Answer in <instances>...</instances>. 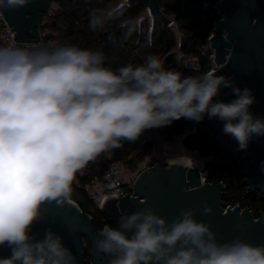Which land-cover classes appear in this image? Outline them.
Here are the masks:
<instances>
[{"label":"clouds","instance_id":"clouds-1","mask_svg":"<svg viewBox=\"0 0 264 264\" xmlns=\"http://www.w3.org/2000/svg\"><path fill=\"white\" fill-rule=\"evenodd\" d=\"M28 3L0 0V15ZM101 22L94 17L91 26ZM107 65L102 51L75 45L0 47V247L11 250L0 264H76L59 234L47 228L38 238L33 226L46 203L69 199L78 172L121 141L205 116L223 122L239 151L264 136V117L250 111L252 90L232 78L183 76L155 55L142 65ZM224 88L235 98L216 100ZM191 158L186 153L167 163L183 166ZM118 225L105 224L95 241L108 264H264V244L239 237L218 242L192 209L169 222L145 208L122 213Z\"/></svg>","mask_w":264,"mask_h":264},{"label":"water","instance_id":"water-1","mask_svg":"<svg viewBox=\"0 0 264 264\" xmlns=\"http://www.w3.org/2000/svg\"><path fill=\"white\" fill-rule=\"evenodd\" d=\"M56 1L29 0L26 7L3 11L15 34L16 46L40 39V28ZM142 1L153 16L170 22V16L158 0ZM215 9L217 17L212 23L215 35L210 37V46L214 49L217 67L212 73L234 79L240 88L251 89L255 103L250 111L264 117V0H219ZM234 98L231 90L224 88L215 99L229 102ZM204 119L216 132L222 149L238 163L247 192L264 194V172L260 170L264 162V136L254 137L246 151H239L237 142L223 133V122L207 116ZM156 150L160 151L158 147ZM134 181L133 194L108 197L102 204L101 210L110 219L111 227H119L122 213L150 208L171 222L181 210L192 209L195 219L206 222L217 234L218 242L239 237L253 245L264 244V212L256 215L248 206L226 204L225 183L208 181L198 166H172L159 161L142 170ZM206 207L212 212L206 214ZM42 213L43 219L33 226L34 235L43 238L44 231L51 228L76 256V264H108L107 256L99 253L95 244L98 231L106 223H95L70 198L63 204L46 203ZM10 252L7 246L0 247V258L8 257Z\"/></svg>","mask_w":264,"mask_h":264},{"label":"trees","instance_id":"trees-1","mask_svg":"<svg viewBox=\"0 0 264 264\" xmlns=\"http://www.w3.org/2000/svg\"><path fill=\"white\" fill-rule=\"evenodd\" d=\"M158 1L175 20L179 39L168 23L156 15H148V6L142 0H57L55 14L43 25L45 38L53 40V47L75 45L102 51L108 58L107 66L112 68L142 65L149 55L165 58L166 63L175 58L174 49L178 46L183 56H196L201 60L203 72L210 70L212 57L210 52H202V45L213 30L214 5L205 6L199 0ZM94 17L102 21L95 28L91 26ZM159 128L165 140L172 141L179 136L187 149L199 153L204 159L207 180L225 183L226 204L248 206L256 215L264 212V194L247 192L238 163L222 149L216 132L207 126L205 119L197 123L181 118ZM155 150V143L142 134L135 142L121 141L120 146L108 149V162L122 161L129 169H135ZM97 158L76 174L69 198L84 212H89L95 223L108 224V216L84 189L85 184L96 177ZM156 162L153 158L152 163ZM108 259L107 256V263Z\"/></svg>","mask_w":264,"mask_h":264},{"label":"built area","instance_id":"built-area-1","mask_svg":"<svg viewBox=\"0 0 264 264\" xmlns=\"http://www.w3.org/2000/svg\"><path fill=\"white\" fill-rule=\"evenodd\" d=\"M57 8L58 3L56 1L52 4L49 11L47 12L43 25L49 17L55 14ZM147 13L150 17H153V15L149 11H147ZM170 19L171 20L168 24L173 28L174 31H177L178 26L175 20L171 16ZM43 25L40 28V39L38 41L24 42L22 46H53V40H46L45 38V31L43 30ZM212 35H215V32L213 30H211L207 34L205 41L202 45V52L204 54L210 52L212 57V66L210 70H208L207 72H203L201 60L196 56H183L178 46H176L174 49L176 52L175 58L173 60L167 61L165 63V67L175 69L181 72L183 76L203 75L205 73L212 72L217 67L214 61V49L212 48V46H210V37ZM14 36L15 34L14 32H12L9 23L6 21L3 14L0 15V47L9 45L16 46V40L14 39ZM143 134L146 138L152 140L155 143L156 148L158 147L160 151L156 153L158 155H146L144 159L146 163L141 166H138L135 169H129L126 164L122 161L108 162V150L98 156L96 161V177L92 182L86 183L84 189L94 199V202L99 209H102L101 206L108 197L115 196L117 198H122L125 195L133 194V187L135 183L134 180L138 176V174L142 170H147L148 167H151L153 165L152 161L155 156H159L161 153L166 154L163 145L166 144L167 140H165V138L162 136L160 129H148L145 130ZM172 142L178 145L180 143L179 136H175L174 140H172L171 143ZM183 149L184 151H187V148L184 145ZM164 161L167 162L168 158L166 157ZM129 188H131L132 191H129ZM86 213H88L92 217L89 212Z\"/></svg>","mask_w":264,"mask_h":264},{"label":"rangeland","instance_id":"rangeland-1","mask_svg":"<svg viewBox=\"0 0 264 264\" xmlns=\"http://www.w3.org/2000/svg\"><path fill=\"white\" fill-rule=\"evenodd\" d=\"M176 32V34H177V37H178V39H179V36H180V33H179V31L177 30V31H175ZM160 128H157V130H159ZM160 138V137H159ZM161 139V138H160ZM163 148H164V150L166 151V154H164V153H161L159 156H155L154 157V159L156 160V161H164L165 159H166V157L169 159V158H171V157H173L174 155H176V154H180V155H184V154H186V153H189V154H192V153H195L196 155H197V157H198V160L201 162V164H202V168H201V170H202V172H204V159H202L201 157H200V155H199V153L198 152H196V151H194V150H189V149H187V151H184V149H183V141H182V139L180 138V143L177 145L176 143H174V142H172L171 143V141H167L166 142V144L165 145H163ZM156 153H158V151L157 150H155L154 152H152V153H150V154H156ZM156 155H158V154H156ZM146 162L143 160L140 164H139V166H141V165H143V164H145ZM204 174H205V172H204ZM104 212V211H103ZM105 213V212H104ZM106 214V213H105Z\"/></svg>","mask_w":264,"mask_h":264},{"label":"bare ground","instance_id":"bare-ground-1","mask_svg":"<svg viewBox=\"0 0 264 264\" xmlns=\"http://www.w3.org/2000/svg\"><path fill=\"white\" fill-rule=\"evenodd\" d=\"M185 155V154H184ZM191 155V159H187L186 160V163H185V165H187V166H198L200 169L202 168L201 166H202V164H201V162L198 160V157H197V155L195 154V153H192V154H190ZM180 156H182V155H180V154H176V155H174L173 157H171V158H175V157H180ZM171 158H169V159H171ZM168 159V160H169Z\"/></svg>","mask_w":264,"mask_h":264},{"label":"flooded vegetation","instance_id":"flooded-vegetation-1","mask_svg":"<svg viewBox=\"0 0 264 264\" xmlns=\"http://www.w3.org/2000/svg\"><path fill=\"white\" fill-rule=\"evenodd\" d=\"M219 0H199L200 3H202L205 6H211L214 5V7L216 8L217 3ZM216 17H217V13H216Z\"/></svg>","mask_w":264,"mask_h":264}]
</instances>
